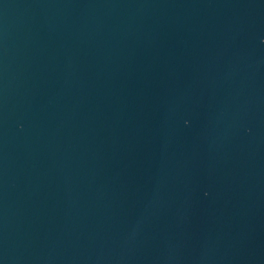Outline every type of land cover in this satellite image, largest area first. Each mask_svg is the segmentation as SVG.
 Wrapping results in <instances>:
<instances>
[{
  "label": "water",
  "instance_id": "water-1",
  "mask_svg": "<svg viewBox=\"0 0 264 264\" xmlns=\"http://www.w3.org/2000/svg\"><path fill=\"white\" fill-rule=\"evenodd\" d=\"M0 264H264V0H0Z\"/></svg>",
  "mask_w": 264,
  "mask_h": 264
}]
</instances>
